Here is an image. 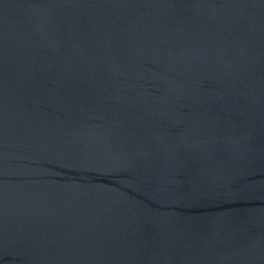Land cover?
<instances>
[{
  "label": "water",
  "instance_id": "95a60500",
  "mask_svg": "<svg viewBox=\"0 0 264 264\" xmlns=\"http://www.w3.org/2000/svg\"><path fill=\"white\" fill-rule=\"evenodd\" d=\"M0 264H264V0H0Z\"/></svg>",
  "mask_w": 264,
  "mask_h": 264
}]
</instances>
